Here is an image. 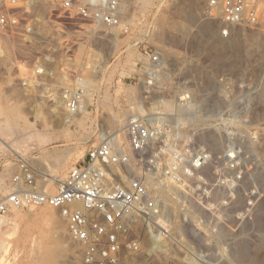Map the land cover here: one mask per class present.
I'll list each match as a JSON object with an SVG mask.
<instances>
[{
	"label": "rangeland",
	"instance_id": "obj_1",
	"mask_svg": "<svg viewBox=\"0 0 264 264\" xmlns=\"http://www.w3.org/2000/svg\"><path fill=\"white\" fill-rule=\"evenodd\" d=\"M57 1L28 0L38 45L0 31V194L23 159L54 191L102 137L126 144L129 117L152 115L190 130L219 155V219L199 218L192 209L195 229L178 226L162 252L144 250L133 264H264V55H245L253 36L264 32V16L258 28L236 26L223 36L211 0H122L119 24L74 28L59 19ZM177 20L184 33L172 30ZM145 49L163 60L155 75L146 69ZM81 78L91 84L83 109L72 115L60 90ZM79 260L58 209L22 208L0 217V264Z\"/></svg>",
	"mask_w": 264,
	"mask_h": 264
},
{
	"label": "built area",
	"instance_id": "obj_2",
	"mask_svg": "<svg viewBox=\"0 0 264 264\" xmlns=\"http://www.w3.org/2000/svg\"><path fill=\"white\" fill-rule=\"evenodd\" d=\"M260 1L211 0L208 8L221 11L222 35L228 36L235 26H261ZM57 2L59 19L74 28L93 22L115 26L121 20L122 0ZM30 6L28 0H0V31L20 37L24 45H38L32 39L37 20ZM144 53L149 57L146 69L155 75L160 54L148 49ZM41 70L37 68V76ZM84 95L78 79L60 90L72 115L80 113ZM183 128L152 115H133L124 126L126 144L112 135L103 137L82 163L57 180L54 191L23 159L8 192L0 194V217L22 208L58 209L80 254L74 264H133L144 250L160 253L178 226L195 229L192 209L199 218L219 219V155ZM228 158L234 161L237 155Z\"/></svg>",
	"mask_w": 264,
	"mask_h": 264
},
{
	"label": "bare ground",
	"instance_id": "obj_3",
	"mask_svg": "<svg viewBox=\"0 0 264 264\" xmlns=\"http://www.w3.org/2000/svg\"><path fill=\"white\" fill-rule=\"evenodd\" d=\"M261 9V8H260ZM261 11H262V9H261ZM219 14L220 15V17H222L221 15H222V13H221V11H220V13L219 12H216V13H214V17H216L215 15L216 14ZM213 16V15H212ZM262 18V17H261ZM178 19V18H177ZM215 19V18H214ZM173 23H172V26H171V28H172V30H178V31H181V32H185L186 31V28H185V25H184V22L183 21H172ZM186 24V23H185ZM212 25V24H211ZM236 27V26H235ZM206 29H210V23H208L207 24V26H206ZM177 31V32H178ZM188 33V32H187ZM258 34V33H257ZM255 35V36H253V37H255L254 38V41L251 43V46H252V48L251 49H247L246 50V52H245V55H252L253 54V52H261V54H263L264 55V32L263 33H259V35ZM218 40V39H217ZM217 43H216V45H219V46H221V47H224L225 46V44L221 41V40H218V41H216ZM239 44H241V43H239V42H235L234 44H233V46H234V52L236 53V55L239 57V53L241 52V47H240V45ZM250 48V47H249ZM242 56H244V55H242ZM161 62H163V60H161ZM163 64V63H162ZM78 82H79V85L84 89V92L85 91H87V88L89 87V83H90V81L89 80H87V79H84V78H81V79H78ZM91 84V83H90ZM55 94V93H54ZM53 95V94H52ZM60 101V100H59ZM181 104V103H180ZM190 105H187L186 107L188 108ZM81 109H83V107L81 108ZM68 115H70V114H68ZM185 119H186V117H185ZM67 123H70L71 121H70V119H67V120H65ZM116 122V124L118 125V124H121V123H123L122 122V119L119 117V118H117L116 120H115ZM103 135V134H102ZM115 137V136H114ZM103 138V137H102ZM211 138H213L212 136H208V137H204V139L205 140H211ZM44 139V138H43ZM49 140H51L50 138H49ZM202 141V140H201ZM0 142H2V138H1V136H0ZM61 215V214H60ZM62 217V216H61ZM63 218V217H62ZM50 219H51V221H53V222H56V218H55V215L54 214H52L51 215V217H50Z\"/></svg>",
	"mask_w": 264,
	"mask_h": 264
}]
</instances>
